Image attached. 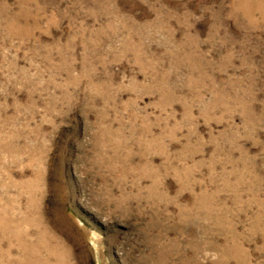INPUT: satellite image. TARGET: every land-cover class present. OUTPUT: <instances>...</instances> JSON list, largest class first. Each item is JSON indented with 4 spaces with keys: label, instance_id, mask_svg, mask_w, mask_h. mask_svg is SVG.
I'll return each instance as SVG.
<instances>
[{
    "label": "rangeland",
    "instance_id": "obj_1",
    "mask_svg": "<svg viewBox=\"0 0 264 264\" xmlns=\"http://www.w3.org/2000/svg\"><path fill=\"white\" fill-rule=\"evenodd\" d=\"M0 264H264V0H0Z\"/></svg>",
    "mask_w": 264,
    "mask_h": 264
}]
</instances>
